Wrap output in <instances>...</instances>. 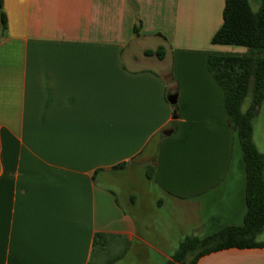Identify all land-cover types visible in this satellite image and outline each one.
<instances>
[{
    "label": "crops",
    "instance_id": "0c3cea01",
    "mask_svg": "<svg viewBox=\"0 0 264 264\" xmlns=\"http://www.w3.org/2000/svg\"><path fill=\"white\" fill-rule=\"evenodd\" d=\"M223 7L0 0V264H166L185 237L242 224V153L207 67L247 50L211 43ZM193 264H264V246Z\"/></svg>",
    "mask_w": 264,
    "mask_h": 264
},
{
    "label": "trees",
    "instance_id": "16d2710c",
    "mask_svg": "<svg viewBox=\"0 0 264 264\" xmlns=\"http://www.w3.org/2000/svg\"><path fill=\"white\" fill-rule=\"evenodd\" d=\"M2 24H5L1 14ZM135 34L139 26H134ZM213 44L240 45L246 52L240 55H210L207 67L223 90L229 125L235 144L240 148L245 170V213L241 225L220 228L205 238L185 237L166 264H181L188 256L193 264L206 253L223 248L264 246L257 239L264 231V154L252 139L253 118L264 98V0L254 11L249 0H224L222 23L211 38ZM161 47L145 50L146 55L162 58ZM251 103L243 110L244 98ZM175 104L173 112L175 114ZM152 170L147 171L151 176ZM208 241L213 243L207 245Z\"/></svg>",
    "mask_w": 264,
    "mask_h": 264
},
{
    "label": "rangeland",
    "instance_id": "374dc122",
    "mask_svg": "<svg viewBox=\"0 0 264 264\" xmlns=\"http://www.w3.org/2000/svg\"><path fill=\"white\" fill-rule=\"evenodd\" d=\"M251 103V99H250V95H247L244 100H243V104H242V108L246 109L249 104ZM264 120V107L262 109V113L256 123V130H255V138L257 141V148L261 151H264V125L260 126V122ZM238 161V159H237ZM236 161V162H237ZM258 240H264V231L262 233H260L257 237ZM212 241H208L207 245L212 244ZM151 254V253H150ZM119 263H114V264H122V262H124V264H157L153 261L152 257L149 258H142V256L139 258L135 255V256H131L128 259H124V261H118Z\"/></svg>",
    "mask_w": 264,
    "mask_h": 264
},
{
    "label": "water",
    "instance_id": "95a60500",
    "mask_svg": "<svg viewBox=\"0 0 264 264\" xmlns=\"http://www.w3.org/2000/svg\"><path fill=\"white\" fill-rule=\"evenodd\" d=\"M177 99V91L169 92L167 94V100L170 104H175ZM175 117V114H174ZM170 133V131L166 132V134Z\"/></svg>",
    "mask_w": 264,
    "mask_h": 264
}]
</instances>
